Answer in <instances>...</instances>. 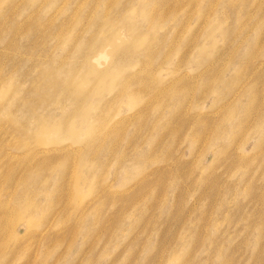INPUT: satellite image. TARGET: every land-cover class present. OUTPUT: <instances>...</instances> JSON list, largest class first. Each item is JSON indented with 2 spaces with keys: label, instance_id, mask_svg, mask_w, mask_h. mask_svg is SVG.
<instances>
[{
  "label": "rangeland",
  "instance_id": "obj_1",
  "mask_svg": "<svg viewBox=\"0 0 264 264\" xmlns=\"http://www.w3.org/2000/svg\"><path fill=\"white\" fill-rule=\"evenodd\" d=\"M0 264H264V0H0Z\"/></svg>",
  "mask_w": 264,
  "mask_h": 264
},
{
  "label": "bare ground",
  "instance_id": "obj_2",
  "mask_svg": "<svg viewBox=\"0 0 264 264\" xmlns=\"http://www.w3.org/2000/svg\"><path fill=\"white\" fill-rule=\"evenodd\" d=\"M58 130L60 131V129H55V130H53V132H54V133H58V132H59ZM50 131H52V130H49V133H50ZM47 132H48V131H47Z\"/></svg>",
  "mask_w": 264,
  "mask_h": 264
}]
</instances>
